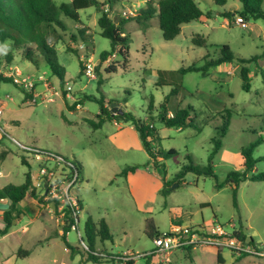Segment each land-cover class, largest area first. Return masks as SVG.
Segmentation results:
<instances>
[{"label":"rangeland","instance_id":"374dc122","mask_svg":"<svg viewBox=\"0 0 264 264\" xmlns=\"http://www.w3.org/2000/svg\"><path fill=\"white\" fill-rule=\"evenodd\" d=\"M68 1L53 0L57 5ZM147 1L114 0L110 7H104L117 21L119 15L125 17L134 13ZM195 1L207 16L184 23L172 40L163 38L157 17L150 20L144 31L134 21L127 22L124 29L130 33V40L125 67L118 65L117 72H103L100 86L95 67L100 53L110 49V41L99 34V12L95 7L79 11L81 21L89 28L88 34H92V39L84 43L79 39L76 44L72 43L70 35L77 33L79 24L59 15L67 27L63 40L72 43L77 51H67L62 41L55 44L57 61L64 72L62 84L45 66L42 67L45 79L40 81L46 82L47 87L43 82L36 84L37 78L29 75L35 73V67L20 59L18 54L14 55L7 76L27 78L37 95L33 96L34 100L24 102L25 92L33 94V87L31 91L14 82L0 83V100H7L14 108L4 111L0 118V153L1 149L7 151L6 158L0 162V187L24 182L27 172L35 179L41 175V166L54 171L53 181L57 184L54 194L43 198V203L50 204V214L44 210L29 223L30 214L27 213L21 221V224H29L21 242V248L29 250L26 257L18 258L15 235L0 239L3 264H129L127 260L130 259L134 264H264L262 256L246 254L235 258L227 248L219 249L221 261L217 259L218 249L213 247H196L190 253L185 248L170 253L154 252L153 237L147 233L149 221L160 233L169 231L172 223L191 227L213 223L225 228L234 223L240 234L248 240L252 238L256 246L264 245V181L241 182L235 196L230 185L216 187V183H223L228 171L242 170L241 149L259 136L263 141L253 152L257 159L254 172H264V82L258 70L264 71V67L258 64L257 69L251 65L249 91L242 88L241 65L236 60L224 71L217 66L209 67L206 75L200 71L185 74L177 71L192 65L203 67L218 56L222 45L229 46L237 56L260 54L264 51V33L253 34L250 28L235 23V18L240 16L235 11L242 7L240 0ZM261 8L264 10V0ZM249 21L264 28L263 19ZM196 35L205 39L204 45H195ZM6 51L4 46L0 47L2 75ZM78 55L83 63L85 58L91 60L93 78L81 72ZM111 60L122 62V57L115 54L106 63ZM67 84L71 86V96L87 94L104 98L111 101L110 110L112 103L120 104L125 112L136 117L146 115L150 99L153 100L152 114H156L170 89L180 86L177 95L169 98L167 109L174 111L177 107L190 106L192 126L165 128L154 122L160 137L159 147L176 152L155 167L143 148L119 147L118 143L111 142L110 135L116 127L110 120L100 128L91 125L92 121H98L97 101L85 100L81 108L73 106V110H68L60 91ZM73 100L68 101L73 104ZM224 109L230 110L229 116ZM226 119L229 123L221 138L222 145L213 152V138L219 137ZM121 123L126 124L125 121ZM41 151L53 155L35 159V154ZM62 158L75 160L83 167L82 176L72 182L68 192L65 188L73 176L67 167L71 165L65 164ZM189 158L191 164L200 169L206 168L210 160L216 179L196 171H188L177 178L181 168L190 164ZM127 166L138 167L131 180V174H120ZM134 183L140 193H136ZM164 186L166 193L161 192ZM35 192L41 197L45 190L37 184ZM72 195L81 201L82 209L77 212L75 227L71 226L64 233L67 216L75 218L74 213L67 215L65 211L67 196ZM88 218L95 223L103 219L113 240L100 241L97 237L91 245L85 234ZM55 223L61 228V234H65L66 241L59 235ZM12 246L17 251L8 256L4 249ZM89 252L113 256L116 260L85 261Z\"/></svg>","mask_w":264,"mask_h":264},{"label":"trees","instance_id":"16d2710c","mask_svg":"<svg viewBox=\"0 0 264 264\" xmlns=\"http://www.w3.org/2000/svg\"><path fill=\"white\" fill-rule=\"evenodd\" d=\"M114 0H70L68 2H62L57 5L53 0H0V47H5L7 51L4 55L5 64L3 69L7 70L15 54H18L19 58L30 62L36 69L41 67H47L51 73L59 77V81L62 84L64 82V72L58 64V56L55 48V44L62 41L65 44L67 51L77 53L76 48L72 47V43L76 44L78 39L82 43L88 39H92V34H88L89 28L83 25L80 19L79 10L86 9L88 7H95L99 12L97 19V25L100 29L99 34L102 37L109 39L110 49L100 53L98 64L96 69V81L100 86L104 80L102 73L117 72V66L121 65L125 67L129 52V40L130 33L126 32L124 26L129 21H134L142 30H145L150 20L153 17H157L158 25L161 29L162 36L165 40L174 39L181 31V26L184 23L190 21L199 20L207 13H204L198 6L195 0H148L144 7L136 10L134 13H130L123 17L119 15V19L116 21L109 16L108 10L105 9V5L111 6ZM242 7L239 11L241 18L244 21L249 19L264 20V10L261 8L263 0H240ZM63 14L66 17L72 19L75 23L79 24L76 34L70 35L72 43L65 42L63 40L64 32L67 30L65 23L60 20L59 15ZM226 16L229 14L226 13ZM62 32V33H61ZM78 37V38H77ZM195 45H204L205 39L200 35H196L193 38ZM120 55L122 62L111 60L106 66H103V62L108 61L113 55ZM79 65L81 72L84 71V63L80 56ZM264 58V51L260 54H254L250 57L237 56L229 46L222 45L219 48V54L216 58L206 62L203 67H196L194 65L180 68L177 71L181 74L191 71H200L202 75H206L209 67L217 66L221 63L232 62L236 60L240 65L239 75L242 80V88L245 91H249V65L257 64L258 60ZM260 75L264 82V71L260 70ZM12 82V77L4 76L0 74V83ZM180 86H173L169 93L164 98L163 102L159 106V110L156 114H152L153 100L150 99L149 108L147 113L143 117H136L131 112H123L121 116L111 113V110L104 106L105 100L97 99L94 95L83 94L78 99H75L73 106L85 100H95L99 104L98 121L91 122L94 128L99 127L104 120L117 118L125 122H130L134 125L139 133L142 145L150 156L152 164L155 167L162 165L163 160L175 155L174 149L164 150L159 147L160 137L155 128L154 122L157 121L165 128H177L183 129L188 126H192V119L190 112L192 108L177 107L171 114L167 109V102L172 95H177ZM33 90V88H32ZM31 90V91H32ZM61 95L66 99V90L61 88ZM33 94L25 92L24 100H33ZM72 106V108H74ZM229 116L230 110L224 109ZM228 119L224 122V127H221V133L219 137H214V151L216 152L222 145L221 138L223 137L228 126ZM263 141L262 137H258L254 142H251L247 146L241 149L242 158V170L228 171L223 183H216V187H221L223 184L230 185L233 188V195L235 196L237 189L241 182L249 181H264V172H254V167L257 159L253 157L255 147ZM44 152V151H41ZM65 164H72L73 167L67 166L70 169V173L77 174L80 177L82 173V166L79 162L72 160L69 161L66 158H62ZM184 165L177 173L176 177H182L188 171H196L197 173H204L208 176L214 177L216 175L213 171V166L209 160L206 168L200 169L198 166L191 164ZM22 162H25L22 159ZM137 166H127L120 172L121 175H126L128 172H133ZM164 186L161 189L162 193H166L167 189ZM30 192L31 196L36 198L39 203H43V197L39 196L35 192L32 178L30 173L25 175L24 182L20 184L7 183L0 187V200L6 199L9 201V207L3 211L1 220L3 226L0 227V235L5 234L13 225L15 219H17L21 210L18 207V203L25 197L26 193ZM76 203L79 206V210L82 209L81 201L76 197ZM73 207V206H72ZM67 215L71 214L72 208L67 206L65 209ZM68 221L64 226V233H66L72 225L77 222L71 216H67ZM147 233L151 236H157L161 234L153 225L151 221L147 224ZM108 224L101 219L95 223L91 218H88L85 222V234L91 245L94 244V240L99 237L100 241L113 240L112 234L109 231ZM240 233V232H239ZM242 237L245 235L240 234ZM65 234L62 237L65 240ZM252 239V238H251ZM250 239V241H252ZM66 241V240H65ZM191 248H185L190 251ZM21 253L26 255L27 250L18 251L17 255ZM116 258V257H115ZM113 256H105L96 254L95 252H89L85 257V261L91 260L93 262H102L103 260H116ZM217 259L221 261L220 250L217 252ZM129 264H134V260H127Z\"/></svg>","mask_w":264,"mask_h":264},{"label":"built area","instance_id":"2783aa9c","mask_svg":"<svg viewBox=\"0 0 264 264\" xmlns=\"http://www.w3.org/2000/svg\"><path fill=\"white\" fill-rule=\"evenodd\" d=\"M235 23L240 24L242 26H246V21H244L240 16L235 18ZM5 71V72H4ZM1 71L4 76L10 75L8 70ZM8 71V72H7ZM84 74L89 77H94V67L89 58H85L84 63ZM13 82L21 85L23 88H31L33 87V83L27 78H19L13 76ZM39 80H43V77H39ZM67 97L69 99H73L71 96V86L69 84L65 87ZM34 100V99H33ZM1 114V107H0ZM12 139V138H11ZM16 142L14 139H12ZM49 155H53L49 152H37L35 154V159L42 160L44 156L49 157ZM63 161V159H62ZM60 162H57L59 164ZM69 165V164H68ZM73 167L72 164H70ZM40 172L44 176L42 181H38L37 184L44 188L45 192L42 197L44 199L47 198V195H53L54 188L56 187V182L53 181L54 171L48 169L44 166L40 167ZM70 173V172H69ZM71 174V173H70ZM72 175V174H71ZM73 179L67 183V187L65 188V192H68V189L73 181L78 179L77 174H73ZM44 186V187H43ZM68 206L72 208L71 214L74 213L75 221L77 222V212H79V206L76 203L75 196H67ZM73 206V207H72ZM49 211H51L49 209ZM75 225H72V229ZM251 239V238H250ZM246 237H242L239 233V230L235 227L234 223H229L228 228H225L222 225H195L191 226H173L169 231L161 233L157 236L153 237V243L155 246V251L158 253H170L175 249H183V248H196V247H213L216 249L227 248L231 252L236 254H254L262 256L264 255V245L256 246Z\"/></svg>","mask_w":264,"mask_h":264},{"label":"crops","instance_id":"0c3cea01","mask_svg":"<svg viewBox=\"0 0 264 264\" xmlns=\"http://www.w3.org/2000/svg\"><path fill=\"white\" fill-rule=\"evenodd\" d=\"M87 9V8H86ZM81 10H83V9H81ZM81 10H79V11H81ZM224 14H226V13H224ZM80 15V14H79ZM207 16V15H206ZM209 16V15H208ZM241 17V16H240ZM202 18V17H201ZM81 19V18H80ZM255 21V20H254ZM230 24V23H229ZM83 25H86V24H84L83 23ZM87 26V25H86ZM243 27H245V28H250V30L251 31H253V34H257V35H259V34H262V33H264V28L261 26V25H259V24H257L256 22H250L249 20L248 21H246V26H243ZM144 31V30H143ZM242 57V56H241ZM108 64V63H106V61L105 62H103V66H106V65ZM230 64H231V62H227V63H221V64H219V65H217V67H220V68H222V70L224 71V70H226V69H228L229 67H230ZM258 64H260V66L259 67H261L262 69H263V67H264V58H262V59H260V60H258V62H257V64H251V65H253L254 67H256V66H258ZM251 65H249V68H251ZM11 66V65H10ZM215 67V66H214ZM45 68V67H44ZM44 68H39V69H36V68H34L35 69V73H32V72H30V74L29 75H31V76H34L35 78H37V80L35 81L36 82V84L38 83V82H43V81H40L38 78L39 77H43V79H45V77H44V75H43V73H45V71H44ZM240 68H241V66L239 67V70H240ZM257 69H258V67H256ZM255 68V69H256ZM259 71H260V69H258ZM251 72H249V74H250ZM43 84L44 85H46V82H43ZM46 87H47V85H46ZM67 94L68 93H66L65 94V96H66V99L61 95V97L63 98V100H64V104H65V107L68 109V110H73V108H72V106L73 105H71L72 103H70L68 100H69V98L67 97ZM71 94V93H70ZM37 95V93L35 92V87H33V96H36ZM72 97H73V99L75 100V99H78L79 97L78 96H76L75 94H74V96L72 95ZM72 99V100H73ZM71 100V99H70ZM73 100V101H74ZM28 100H24V102H27ZM110 100H105V104H104V106L105 107H107V108H109L108 107V105H110ZM77 108H81L82 107V102H80V103H78L77 105ZM76 106H75V109H76ZM0 107H1V114H0V118H2L1 116L3 115V113H4V111H6V110H14V108H13V106H11L10 104H9V102L7 101V100H0ZM117 107L119 108V109H122L123 110V112L125 111L124 109H123V107L120 105V104H117ZM110 109V108H109ZM99 111H100V108H99ZM169 111V110H168ZM172 113V111H169V114H171ZM98 114H99V112H98ZM98 114H97V118H98ZM87 120H90V119H87ZM108 120H110L112 123H113V125L116 127V131L114 132V133H112L111 135H110V140H111V142L112 143H118V145H119V147H137V148H143L144 149V147H143V145H142V142H141V139H140V137H139V133H138V131L136 130V128L134 127V125L133 124H131L130 122H126V124L124 125V124H122L121 123V121L122 120H120V119H117V118H112V119H108ZM106 122V120H104V122H102V124L99 126V127H97V128H100V127H102V125L104 124ZM159 135V134H158ZM145 150V149H144ZM146 151V150H145ZM6 156H7V151L6 150H3V149H1V153H0V162L1 161H3L5 158H6ZM150 157V156H149ZM82 166V165H81ZM138 168V167H137ZM137 168L133 171V172H128V174H131L129 177H130V180L132 179V177L133 176H136L135 175V173L136 172H138V170H137ZM82 169H83V167H82ZM81 176H82V173H81ZM127 177V176H126ZM44 178V176L41 174V175H38L35 179H32V182L34 183L33 184V186L36 188V186H37V182L38 181H42V179ZM134 178V177H133ZM134 185H135V183H134ZM44 187V186H43ZM135 187H138V185H135L134 186V189H135V191H136V193H140V190L139 189H137V188H135ZM139 188V187H138ZM22 205V207H21V205ZM8 207H9V201L8 200H6V199H1L0 200V227H2L3 226V223H2V221H1V216H2V213H3V211H5L6 209H8ZM18 207H19V209L21 210V214H20V216L17 218V219H15L14 220V222H13V225L11 226V228L5 233V234H3V235H1V237H0V239H6L7 238V236H14L15 235V240L17 239V243H18V248H17V250L18 251H22V250H25V249H22L21 248V242H22V239H23V237H25V235L27 234V232H28V230H29V224L28 223H25V224H21L22 222V220L24 219V216L25 215H27V213H29L30 214V219H29V223H31L35 218H37V217H39L40 215H41V213H42V211H44V210H46L48 213H49V211H48V208L50 207V204H46V203H39V201L36 199V198H34L33 196H31V194H30V192H27L26 193V195H25V197L18 203ZM27 207L29 208L30 207V210H28L27 211ZM50 214V213H49ZM52 216V215H51ZM21 224V225H20ZM56 224V223H55ZM17 226V227H14V226ZM199 225V224H198ZM209 225H213V223H211V224H207V225H202V226H209ZM58 225L56 224V227H57ZM172 226H181L180 224H177V223H172ZM186 226H188V225H186ZM14 227V228H13ZM57 231H58V233H59V235H63V234H61V228H58L57 227ZM17 236V237H16ZM10 238V237H9ZM11 239V238H10ZM261 245H263V244H261ZM260 245V246H261ZM17 247V246H16ZM214 249V248H213ZM17 250H15V247L14 246H12L10 249H8V250H6V249H4V252L5 251H8L7 252V254H8V256L9 255H14L15 254V251H17ZM216 250V249H215ZM1 251V250H0ZM17 251V252H18ZM28 251V253L26 254V255H24L23 253H21V255L20 256H18V258L19 257H21V258H23V257H26L28 254H29V250H27ZM192 251V249H190V251H188V253H190ZM16 252V253H17ZM216 252H218V250H216ZM6 253V252H5ZM233 253V252H232ZM234 255H235V258H239V257H242V256H245L246 254H236V253H233ZM220 255H221V259H223V257H222V254H221V252H220ZM7 256V257H8ZM257 256H259V255H257ZM4 257H6V254H5V256ZM262 257H264V255H262ZM6 259V258H5ZM8 259H6V261H7ZM5 261V260H4ZM4 261L2 260V259H0V264H3L4 263Z\"/></svg>","mask_w":264,"mask_h":264},{"label":"water","instance_id":"95a60500","mask_svg":"<svg viewBox=\"0 0 264 264\" xmlns=\"http://www.w3.org/2000/svg\"><path fill=\"white\" fill-rule=\"evenodd\" d=\"M111 105H112V109H111V113H112V115H113V114H116V115H118V116H121L122 113H123V111L117 107V104L112 103Z\"/></svg>","mask_w":264,"mask_h":264}]
</instances>
